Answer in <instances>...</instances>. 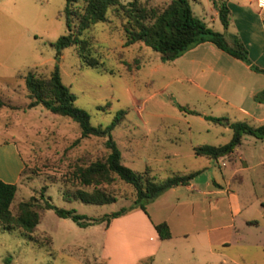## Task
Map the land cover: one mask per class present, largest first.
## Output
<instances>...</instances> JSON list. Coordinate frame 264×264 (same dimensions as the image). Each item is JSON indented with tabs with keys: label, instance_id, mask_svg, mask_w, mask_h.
I'll list each match as a JSON object with an SVG mask.
<instances>
[{
	"label": "rangeland",
	"instance_id": "1",
	"mask_svg": "<svg viewBox=\"0 0 264 264\" xmlns=\"http://www.w3.org/2000/svg\"><path fill=\"white\" fill-rule=\"evenodd\" d=\"M166 1L148 0L147 4L163 5ZM247 1L226 0L230 8L226 28L212 0H192L191 8L207 25L228 35L238 24V7ZM64 4L65 0H0V97L13 106L0 107V140L12 135L22 159L17 198L34 195L40 203L49 200L95 217L133 203L132 185L120 179L113 184L116 200L111 203L63 198V193L75 188L66 173L76 157L85 152L100 155L107 149L103 136L81 137L80 126L72 118L42 105L26 107L24 80L16 77L17 73L33 69L47 75L57 65L61 81L74 92L75 104L89 113L92 124L104 127L117 119L111 135L124 164L140 172L147 169L155 178L199 170L192 179L194 190L178 185V202L165 192L145 203L147 212L154 217H168L174 232H186L185 245L200 246L198 237L208 230L212 246L233 259H227V264H264V162H260L264 160V138L245 134L237 147L238 154L248 158V168H242L237 157L216 160L195 154L190 148L196 143L221 144L231 136L229 126L205 119L206 114L247 120L253 125L264 121L243 117L233 103L237 101L234 94H225L230 101L197 88L183 77L189 70L185 63L162 61L159 53L143 42L123 46L120 19L111 14L109 21H98L82 33L99 46L105 69L81 66L73 45L59 51L51 45L67 30L64 15H59ZM176 103L198 113L180 110ZM175 146L180 148L178 155L171 152ZM206 181H210L209 187ZM195 189L211 192L202 195ZM216 190L219 192H213ZM232 199L240 205L237 213L231 207ZM105 223L79 226L69 217L45 208L34 234H48L50 248L37 247L17 230L0 229V262L99 264L94 256L101 252ZM163 245L157 255L158 264L171 242ZM187 261L185 258L180 262Z\"/></svg>",
	"mask_w": 264,
	"mask_h": 264
},
{
	"label": "trees",
	"instance_id": "2",
	"mask_svg": "<svg viewBox=\"0 0 264 264\" xmlns=\"http://www.w3.org/2000/svg\"><path fill=\"white\" fill-rule=\"evenodd\" d=\"M192 0H167L163 5H148V0H65L59 15L65 18L66 32L60 34L51 45L56 50L73 45L80 57L81 66H94L105 69L101 59L99 46L93 45V38L82 37L84 29L91 28L98 21H109V14L118 17L122 26L123 46L143 42L159 53L162 61L173 60L183 51L202 41H210L230 55L251 63L248 50L242 40L234 33L226 35L216 30L194 14L191 8ZM217 15L226 28L230 22V8L226 0H212ZM138 60L136 61V64ZM129 66L128 62H125ZM138 68V65H136ZM16 77L24 80L26 90V107L42 105L53 113L66 115L80 126V136H103L107 152L90 156L82 153L72 163L66 173L67 180L75 185L71 191L63 193L66 200H80L85 203L105 204L116 200L113 184L116 179L132 185L134 191L133 203L121 206L119 209L105 214L104 217L88 216L74 209L59 207L45 200L40 203L34 195L27 198H17V184L0 179V229L17 230L25 234L37 247L50 248L51 237L48 234H34L45 208H52L61 217H69L79 226H87L101 221H109L129 209L139 207L148 214L145 203L155 198L162 191L177 185L188 184L199 170L188 172H172L163 178H155L148 170L136 171L121 161V152L111 135V130L117 123L113 119L102 127L90 122L89 113L75 104L76 96L66 84L61 81L59 68L54 65L47 74H38L33 69L25 73L18 72ZM264 98V89L255 95ZM182 110L184 105L176 103ZM12 106L0 97V107ZM13 107V106H12ZM215 123L226 124L231 128L228 141L221 144L201 143L194 146L196 154L217 159L220 156L231 155L242 141L244 134L256 138H264V123L253 125L246 120H230L226 116L204 115ZM79 139L76 138L75 141ZM44 185L40 194H44ZM153 226L159 236L164 239L171 236L167 221L154 222ZM140 264H152L149 256Z\"/></svg>",
	"mask_w": 264,
	"mask_h": 264
},
{
	"label": "crops",
	"instance_id": "3",
	"mask_svg": "<svg viewBox=\"0 0 264 264\" xmlns=\"http://www.w3.org/2000/svg\"><path fill=\"white\" fill-rule=\"evenodd\" d=\"M254 2L255 0H248L240 4L237 9L239 21L233 33L242 40L248 50L251 63L258 69L252 68L249 63L230 55L210 41H202L191 46L172 61H180L187 65L189 70L183 77L190 80L200 90L209 91L221 99H226L234 94L237 101L233 103L237 110L243 113V117L264 121V98L255 96L264 89V12ZM227 99L230 100V98ZM198 144L201 143L191 144L190 148L193 152L194 146ZM237 147L231 155L220 157L229 160H234L237 157L241 160L242 168H248L251 165L248 158L243 157L241 153L238 154ZM171 152L178 155L181 151L179 147L175 146ZM260 162H264V160L261 159ZM21 169L22 159L12 135L1 139L0 179L18 184ZM210 184V181L205 182L207 187ZM214 184L221 186L215 181ZM177 186L162 191L158 196L168 192L174 197V202H178ZM184 186L194 190L192 180ZM195 190L202 195L211 192L209 189ZM213 192H219V190ZM21 198L27 197L19 199ZM231 207L235 213L240 211V205L236 199H232ZM135 219L137 220L135 221ZM161 220L167 221L169 225L171 236L168 238H159L153 226L154 222ZM92 225L94 224H90V226ZM198 239L200 246L194 243L185 245L184 243H187L186 240H188L186 232H174L168 217H154L150 212L146 214L141 208H136L131 212L110 217L109 221L105 223L102 249L98 255L94 256V262L99 264H140L142 259L150 256L153 264H158L156 260L158 252L162 250V246L166 242H171V247L164 250L161 264H184L180 261L185 258L189 260L186 264H227V259L233 261L224 250L212 246V238L208 230L203 231Z\"/></svg>",
	"mask_w": 264,
	"mask_h": 264
},
{
	"label": "built area",
	"instance_id": "4",
	"mask_svg": "<svg viewBox=\"0 0 264 264\" xmlns=\"http://www.w3.org/2000/svg\"><path fill=\"white\" fill-rule=\"evenodd\" d=\"M257 6L264 12V0H255Z\"/></svg>",
	"mask_w": 264,
	"mask_h": 264
}]
</instances>
